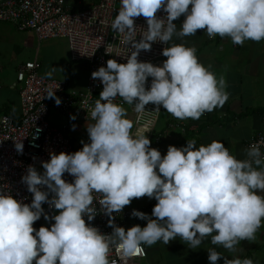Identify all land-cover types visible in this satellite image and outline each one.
Instances as JSON below:
<instances>
[{"label":"clouds","instance_id":"clouds-1","mask_svg":"<svg viewBox=\"0 0 264 264\" xmlns=\"http://www.w3.org/2000/svg\"><path fill=\"white\" fill-rule=\"evenodd\" d=\"M121 7L111 27L127 36L132 51L127 62L109 58L94 70L103 89L91 111L88 123L90 141L73 151L50 153L42 161L44 171L28 165L21 177L34 194L31 203L17 199L11 191L0 189V264H121L110 259L116 246L121 259L144 253L145 245L165 244L182 237L193 249L209 236L232 252L242 240H255L264 224V139L253 142L245 158H238L222 140L196 145L169 144L166 154L151 147L149 124L138 125L127 115V108L116 97L134 105L140 115L149 102L160 105L179 119H199L206 111L222 107L230 95L224 76L215 74L200 61L195 45L172 43L163 48L167 57L160 64L139 60L141 49H151L152 41L168 45L174 35L196 34L206 29L210 37L230 36L245 40H264V0H120ZM163 8L165 16L156 15ZM147 17L146 31L137 40L135 18ZM184 15L179 30L174 22ZM109 45L106 51L109 52ZM55 71H49L51 76ZM150 87H147L149 77ZM58 88V87H57ZM47 92L60 104L56 89ZM75 119V114H72ZM76 127L75 124L72 125ZM23 151V140L15 144ZM74 176L67 181L64 173ZM41 185L47 186L42 188ZM54 193L50 197L49 193ZM96 193L103 211L111 219V233L89 224L96 216ZM155 198L151 215L133 209L131 215L147 220L127 229L115 223L114 213L131 204L133 198ZM58 209L50 216L43 207ZM44 216L54 219L51 226L34 222ZM155 217V218H153ZM208 250L212 264H260L251 257L229 258L215 247Z\"/></svg>","mask_w":264,"mask_h":264},{"label":"crops","instance_id":"crops-1","mask_svg":"<svg viewBox=\"0 0 264 264\" xmlns=\"http://www.w3.org/2000/svg\"><path fill=\"white\" fill-rule=\"evenodd\" d=\"M184 18L182 14L174 21L178 30ZM66 40H40L34 32L21 31L13 24L0 22V108L4 112L1 115L20 117L21 87L17 77L19 68L27 62L39 61L42 64L41 73L45 77L67 82L71 90H85L89 65L85 62H71ZM172 43L195 45L200 61L210 66V70L217 77L226 78L230 95L222 107L206 111L196 120L179 119L163 106L150 146L158 148L164 155L169 144L179 147L186 145L188 140H195L199 146L218 139L224 141L238 158H245L246 149L251 142L257 140L260 134L264 135V40L248 39L243 44L234 43L230 36H219L216 40H210L206 29H197L194 35H174L169 46ZM53 67V74L47 75ZM11 73L9 77L8 74ZM129 117L135 121V113L131 112ZM57 120L55 122L50 119L53 126L66 129L75 151L83 147L81 141H90L87 125L91 122H72L69 118L67 122ZM73 124L76 125L75 128L72 127ZM156 203L154 197L145 195L133 198L131 204L126 206L127 209L135 208L151 215ZM55 214L56 212L52 216ZM43 217L37 224L43 221ZM137 223L144 226L147 220L131 216L122 226L127 229ZM210 247H215L229 258L240 255L264 264V224L257 231L256 239L242 240L236 246V252L219 244L213 245L210 236L195 249L189 246L188 241L177 236L167 244L157 241L153 245H145L148 251L146 258L129 260L125 264H212L208 259L207 249ZM219 264H223V257Z\"/></svg>","mask_w":264,"mask_h":264},{"label":"built area","instance_id":"built-area-1","mask_svg":"<svg viewBox=\"0 0 264 264\" xmlns=\"http://www.w3.org/2000/svg\"><path fill=\"white\" fill-rule=\"evenodd\" d=\"M121 6L120 0H96L93 4L83 0H0V22L13 24L21 31L34 32L40 40L65 38L69 44L71 61L89 65L87 85L83 91L71 90L67 82L45 77L41 73L42 64L39 61L27 62L19 68L17 78L21 87L20 117L5 114L0 118V189L11 191L17 199L31 203L34 194L21 179L27 172L28 165L32 164L41 169L42 161L50 160L51 152L58 154L61 151H75L66 129L53 126L50 115L52 111H57L66 115L72 122H94L91 111L96 100L100 98L103 83L100 78H93L91 73L101 65L106 66L109 58L126 63L127 55L132 51V44L128 42L127 36L111 27ZM156 15L165 16L166 12L161 8ZM135 24L136 39L139 40L148 27L147 17L141 14L135 18ZM219 36H209V39L216 40ZM151 43V49L140 50L138 59L162 65L167 58L162 50L169 46L170 41L168 45L163 41ZM107 45L110 53L106 51ZM152 79L151 76L148 78L147 87H150ZM54 88H57L56 95L62 98L60 104L55 102L54 97L49 98L47 95V92ZM116 101L122 102L123 106H129L135 113L137 125H134L133 131L136 126L151 122L149 126L152 130L147 135L150 139L155 136L158 118L163 110L162 104L159 106L160 111L155 112L157 106L149 102L145 108L152 112H145L138 118L134 105L124 102L119 96ZM72 114H75V119L71 118ZM262 139L264 135L260 134L253 142ZM22 140L24 148L21 153L15 144ZM63 175L67 181H74V176L67 171ZM49 195L51 197L54 193L50 192ZM95 196L94 203L98 212L91 221L85 215V220L98 226L102 232L111 233L113 228L108 221L112 217L103 211L99 203L102 194L96 193ZM43 207L50 216L57 211L54 207H49L47 202L43 203ZM131 212L132 209H127L125 205L122 211L114 213L115 223L122 226L132 216ZM40 219L34 222V226ZM147 256L146 248L144 253L130 256L126 261L121 259L116 246H113L110 252V259L120 260L121 264Z\"/></svg>","mask_w":264,"mask_h":264},{"label":"rangeland","instance_id":"rangeland-1","mask_svg":"<svg viewBox=\"0 0 264 264\" xmlns=\"http://www.w3.org/2000/svg\"><path fill=\"white\" fill-rule=\"evenodd\" d=\"M83 1H86L88 4H93L94 2H95V0H83ZM77 8H78V6H77ZM60 39V38H59ZM66 40V39H65ZM67 41V40H66ZM68 43V42H67ZM69 51H70V49H69ZM70 60H71V56H70ZM72 62V61H71ZM11 67H12V65H11ZM13 67H15V66H13ZM9 75V77H11V75H12V73L11 74H8ZM16 77V76H15ZM9 80L12 82L13 80H12V78H9ZM15 81H16V78L14 79ZM147 83H148V81H147ZM4 86H8V85H10V84H3ZM147 85V84H146ZM125 108H127V110H128V112H127V115L129 116V114L132 112L131 111V109H130V107L129 106H124ZM52 112H56V111H52ZM2 113H4L3 112V110L0 108V115L2 114ZM5 115V114H4ZM3 115H1L0 116V118L2 117ZM50 119L51 120H53V121H55V120H57V119H62V121H66L67 122V120H68V117L67 116H65L63 113H51V116H50ZM56 122V121H55ZM57 122H58V120H57ZM41 172H43L44 171V169L43 168H41V169H39ZM52 216V215H51ZM44 218V217H43ZM55 221H54V219H52V220H47V219H43V221L41 222V223H39V224H37V225H35L34 227H36L37 229L41 226V225H47V226H51V223H54Z\"/></svg>","mask_w":264,"mask_h":264},{"label":"trees","instance_id":"trees-1","mask_svg":"<svg viewBox=\"0 0 264 264\" xmlns=\"http://www.w3.org/2000/svg\"><path fill=\"white\" fill-rule=\"evenodd\" d=\"M58 211H59V210H58ZM58 211H56V213H57Z\"/></svg>","mask_w":264,"mask_h":264}]
</instances>
